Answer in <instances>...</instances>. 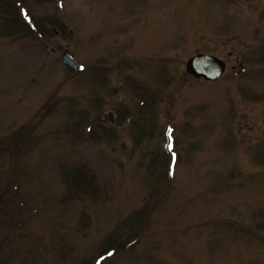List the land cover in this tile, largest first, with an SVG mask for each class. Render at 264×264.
<instances>
[{"label":"rangeland","instance_id":"rangeland-1","mask_svg":"<svg viewBox=\"0 0 264 264\" xmlns=\"http://www.w3.org/2000/svg\"><path fill=\"white\" fill-rule=\"evenodd\" d=\"M22 1L45 36L0 4V264H264V0Z\"/></svg>","mask_w":264,"mask_h":264},{"label":"trees","instance_id":"trees-1","mask_svg":"<svg viewBox=\"0 0 264 264\" xmlns=\"http://www.w3.org/2000/svg\"><path fill=\"white\" fill-rule=\"evenodd\" d=\"M2 3L4 4L5 8L7 9V12L9 11V13H7L9 18H7L6 20H7L8 27H9L10 30H12L14 32H17V33H21V34H23V31L25 30V31H27L29 33V35L33 34L34 31L36 30L40 35L45 36V31L40 27V25H39V23H37V21L34 20L35 24L32 25V24H27L25 21L23 22V21L20 20V16L22 17V15H20L19 5L20 6H25V4L23 3L22 0H0V4H2ZM56 25L57 24L55 23V21H53L52 27L55 28ZM149 108H150V106H148V104L144 101L141 110L146 113V112L149 111ZM140 116L142 117V115H140ZM151 120L152 119L147 120L146 118H144V119L139 118L135 122H133V124L136 125V126H139V127H141L143 129V127H145V126L146 127H152L153 124H151V125L147 124V122L151 123L152 122ZM28 133H29V131L22 132V134H20V136L16 140L19 139L20 141L23 142V144L27 143L28 142V138H29L28 136H30V135H28ZM170 159H169V165H170ZM164 162H165V160H164ZM166 162H167V160H166ZM157 166L159 167V163L153 165V167L151 168L153 173H154V169ZM168 168H167V170H168L167 172H170V170ZM154 174L152 176H154ZM89 184H91L89 181L86 182L85 187L87 188V185H89ZM145 214H146V211H141L140 213L136 214L135 216H132L131 218H129L127 224L135 223L138 220L141 221L145 217ZM139 227H140V225L138 226V228ZM138 228H136V229H138ZM113 247H116L117 249H121L123 246H121V242L119 241V239H115V237H110L109 244H108V246L106 248L107 254L112 252L111 248H113Z\"/></svg>","mask_w":264,"mask_h":264},{"label":"water","instance_id":"water-1","mask_svg":"<svg viewBox=\"0 0 264 264\" xmlns=\"http://www.w3.org/2000/svg\"><path fill=\"white\" fill-rule=\"evenodd\" d=\"M62 61L65 66L73 71L81 70V67L69 55L62 56ZM226 64L224 61L217 57L209 55H197L192 57L186 64V72L195 79H205L206 81L213 82L219 80L225 73ZM245 72V69H243ZM110 120L113 121L112 115Z\"/></svg>","mask_w":264,"mask_h":264}]
</instances>
